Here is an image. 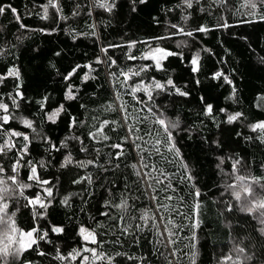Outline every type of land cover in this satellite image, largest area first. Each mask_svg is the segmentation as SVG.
<instances>
[{"label":"trees","instance_id":"16d2710c","mask_svg":"<svg viewBox=\"0 0 264 264\" xmlns=\"http://www.w3.org/2000/svg\"><path fill=\"white\" fill-rule=\"evenodd\" d=\"M54 1L55 6L49 0H0V6L17 10L5 7L0 14V103L9 106L7 112L0 109V117H10L0 121L5 133L0 143L13 131L29 138L13 137L16 147L0 153V174L15 175L12 164L27 143L17 176L30 187L16 188L9 210L20 230L48 232L8 264H84L87 244L114 257L111 264H227L236 250L246 258L239 264H264V230L227 185L238 170L259 181L253 183L264 199V130L251 128L264 122V0L255 15L244 0H191L190 8L185 0ZM103 2L114 7L108 11L100 7ZM153 47L176 55L157 67L146 58ZM197 55L199 70L193 72ZM13 69L18 78L7 75ZM132 72L140 74L123 75ZM156 82L164 88L156 89ZM137 86L141 90L134 93ZM69 87L75 99H67ZM61 106L55 122L48 120ZM236 113L242 115L229 123L228 115ZM177 115L188 124L172 131L179 155L169 151L155 123L158 116ZM104 121L116 123L101 134ZM113 144H121L124 155L118 157L121 149ZM69 156L72 162L62 166ZM28 161L49 184L28 180ZM144 173L163 183H149ZM43 188H51V204L46 215L34 218L27 201L44 197ZM145 213L147 221L141 218ZM52 226L64 231L53 233ZM82 227L95 232L97 243L83 240ZM165 229L174 233L175 243ZM76 251L81 254L75 260L58 259Z\"/></svg>","mask_w":264,"mask_h":264},{"label":"snow or ice","instance_id":"6c2138e0","mask_svg":"<svg viewBox=\"0 0 264 264\" xmlns=\"http://www.w3.org/2000/svg\"><path fill=\"white\" fill-rule=\"evenodd\" d=\"M141 3H144L145 0H140ZM185 3L187 4V6L190 8L192 7V3L191 0H185ZM49 4H52L53 6H55L53 4V0H49ZM248 7H251L252 9H256L258 6L255 2H252V0H249V3L246 5ZM5 7L9 8L14 14L16 13V9L12 8L11 5H7V6H0V14H3L5 12ZM100 7H103L105 9H107L108 11L112 10V7H114V4L109 5L106 2H103L100 4ZM45 13H46V9H45ZM252 15H255V11H253L251 13ZM45 18H47V15L45 14ZM261 19H264V15L261 16ZM17 20H19V17H17ZM175 27V26H174ZM223 27H228L227 24L223 25ZM180 31H183V29H181ZM198 31H208L207 28H200L198 29ZM187 35L191 36L192 33L189 32L187 33ZM106 51V49L104 50ZM159 54V55H157ZM171 55H176V53H172V52H168L165 51L164 49H155L152 53H150L149 57L146 58H151L152 60L155 61L156 66L160 67V60L163 58H166L167 56H171ZM129 59H135V57L129 56ZM100 63H102L103 61H98ZM114 63V61H113ZM192 65H194L193 67V72H196L199 70V56L197 55L196 57H194L191 61ZM79 67V66H77ZM90 67V66H89ZM144 68H141L140 71H144ZM76 69H73V73H75ZM73 73H69L68 77H65V79H69ZM140 74V72H132V73H123V75L126 76V78H130L131 75H136L138 76ZM8 76H12V77H19V71L16 69H13L11 71L8 72L7 74ZM222 76V73L217 72L215 74V78H220ZM3 77H0V81H2ZM83 79L86 81L89 79V77L87 75H85L83 77ZM226 79V77H225ZM229 84H231V81H228ZM168 85H173V81L171 79H169L167 81ZM155 88L156 89H163L164 85L160 84L159 82L155 83ZM141 90L140 86H137L136 88L133 89V92H138ZM145 92H147L149 99H151L152 97V92L149 90L148 87H145L143 89ZM176 91L182 95V96H186L188 95L185 92H180V89H176ZM17 96L19 97H23V94L20 92H17ZM67 99L71 100V99H75V96L72 94V89L71 87H69L68 89V94H67ZM201 99H203V97H201ZM16 101L13 100V104H15ZM8 104L5 103H0V109H3L5 112L8 111ZM63 111V106L60 107V109L54 111L51 115H49L47 118L50 121L55 122L57 116L59 115V112ZM149 111H151V109H149ZM213 111L212 105L208 104L206 106V114H211ZM221 111H224L223 109H221ZM242 114L241 113H236L233 115H228L227 117V121L229 123H232L234 121H236ZM10 117L5 115L3 117H0V121H3V123H7L9 121ZM3 123H0V136L5 135L4 131H3ZM73 123H75V121L73 120ZM109 123H116V122H109V121H104L103 125L97 130L99 133L103 134L104 131V126L108 125ZM155 123H157L159 126H161V128L163 129V132L166 134L168 143H169V151H175L176 155H179V150L175 148V144L172 142L173 141V137H172V131L178 128V125L176 123H172L167 121L164 118H160L159 116L156 118ZM24 124L27 125L29 128L31 127V122L28 120L24 121ZM251 128L255 131L257 129L260 130H264V122H259L256 123L254 125H251ZM129 131H132L131 128H129ZM90 135L93 137V139L96 138V133H90ZM13 137H22L23 141L28 142L29 138L28 136L24 135L23 133H19V132H9L7 133V140L4 143H0V153H5L6 150L7 151H11L13 148L16 147V145L14 143H12V138ZM102 138L104 140L109 139V137L107 135H103ZM125 139H128L127 137H125ZM137 139H139V137H137ZM157 144L160 143V141L158 140L156 142ZM54 147V146H53ZM113 148L116 149H121L120 152L117 153V156H122L124 155V152L122 150V145L121 144H113L112 145ZM137 147H139V145H137ZM83 150V149H82ZM157 153H159V148H156ZM28 152V147H27V143H25L20 149H18V154L17 157L14 161V163L12 164V169L11 171L13 173H15V175H12L9 179L12 181L13 185L17 184V175L19 172V169L21 167H23L24 165L21 164V161L23 159V156L26 155ZM72 162V158L71 156L67 157L65 160V164L62 166H67V164ZM79 164L80 167H86L87 165L84 162H77ZM87 163L91 164L93 163L92 161H88ZM236 163H239V161H237ZM27 164L29 165L30 168V175L28 176V180L35 182L37 185H45V184H49L50 181L47 180H42L39 176L38 170H37V165L33 164L31 161H28ZM40 166L42 167L43 164L42 162H40ZM133 168H136V165H132ZM144 168H148L149 165L144 164L143 165ZM186 167V165H185ZM155 171V169H153ZM4 169L3 167H0V172H3ZM137 176L141 175V172L139 170H137L136 172ZM144 178L147 179L149 181V183L151 182V180H155L157 184H161L163 183L162 180L158 179L157 177L151 176L150 173H144ZM161 176H165L164 173H160ZM191 177L189 176V179ZM89 180V182H91V178L88 177L87 178ZM165 179H167V176H165ZM239 181L243 182L245 181V177H238L237 178ZM81 181H74V183H80ZM254 183H259V181H253ZM2 183V182H0ZM19 188L24 189V188H28L30 187V185L28 184H20L18 185ZM13 191H15V189H13ZM43 192L46 194L44 197H42L41 195L37 194L34 198L28 199L27 201V205L26 206H30L34 211H33V216L34 218L37 215L43 216L46 215L47 213V209L51 204V200L48 199L50 197H52L53 192L51 190V188H43ZM243 193L247 196H252L253 194V189L251 187V184H247L246 186L243 187ZM22 194V193H21ZM11 195V193L9 192L8 188H4L2 192H0V201H5L6 198ZM195 195L199 196L200 193L197 191L195 193ZM236 199L239 200L241 198V192H236L235 193ZM153 199H156V197H153ZM168 199H171V197H168ZM65 204H67V199H65L63 201ZM119 207H126V203L119 205ZM163 207V206H161ZM8 208V204L2 203L0 204V236L3 237L4 240L7 241V243H4L3 247H0V264H7V257L9 254H11L14 258L19 256L21 253L27 251L28 249H31L33 247V245H37L39 244V240H45L48 236V232L44 231L41 232L38 228L33 227L30 230L27 231H21L18 230L17 226H16V221L13 220L11 218V216H8L6 213V209ZM39 208V209H43V212L37 213L35 210ZM257 210H264V201L261 202H252L250 204V206L247 208V211L249 212H255ZM103 215L107 216L108 213H103ZM261 215H264V211L261 212ZM142 219H144L145 221H147L148 219V215L147 213L144 214V216L141 217ZM154 218V217H153ZM264 222V221H262ZM158 231H159V225H156ZM168 232V236H169V242L170 243H175L174 240H171V237L174 235V233H172L170 230L165 229ZM51 231L53 233L56 234H60L64 231V229L62 227H57V226H52ZM80 234L82 235V238L84 241L86 242H91V243H97V239H96V234L93 231H89L85 228H80ZM125 232H127V229H124ZM160 236H163L164 233L163 232H159ZM83 251H88L91 252L93 254V259H99V260H105L107 259L109 261V264H111L112 260L114 259V257H110V256H105V255H101L99 253H97L96 249H89V248H85L83 249ZM239 251H243V249H240ZM81 253L79 251L73 252V253H69L68 256H58V259L61 260H66V259H72L75 260L77 258V256H79ZM40 255H44V253H40ZM119 255V253L117 254ZM89 257L84 256L83 260L84 261H88ZM227 259H231V257H227Z\"/></svg>","mask_w":264,"mask_h":264},{"label":"rangeland","instance_id":"374dc122","mask_svg":"<svg viewBox=\"0 0 264 264\" xmlns=\"http://www.w3.org/2000/svg\"><path fill=\"white\" fill-rule=\"evenodd\" d=\"M260 1L261 0H252V2H255L257 4V6L260 4ZM248 3H249V0H244V6L246 7V9L251 11V12L256 11L257 8L256 9H252L251 7L246 6ZM53 4H55V1L53 2ZM158 48L162 49L160 47H153L147 52V56L149 57L150 53H152L155 49H158ZM157 55H159V54H157ZM164 59L165 58L160 60V66H161V63L163 62ZM154 63H155V61H154ZM166 120L169 121V122H172V123H176L178 125L177 129H182V128L188 127V124L185 121H183L178 115L175 116L174 118H167ZM12 141H13V138H12ZM11 176L12 175L6 176V175H3V174H0V182H2V183H0V192H2L4 188H8L9 192L11 193V195H9L6 198L5 201H0V204L5 203V202L8 204V208L5 211H6L7 215L11 216V218L14 220V215L11 214L10 210H9V205H10L9 199H12L16 195V193H17L16 192V188L18 187V185H20V182H19V177L17 176V184L13 185L12 181L9 179ZM238 177H245V181H243V182L239 181L237 179ZM249 183L251 184V187L253 189L252 196H247V195H245L243 193V187L246 186ZM227 185H228L229 190L232 192V194L234 196H235L236 192H241V198L239 200H237V199L236 200L238 201L239 205L244 210H247V208L250 206V204L252 202L264 201V199L261 197V195L259 193L260 190H259L258 186L253 183L252 178H250L247 174L243 175L238 170H236L234 173L231 174V176L228 177ZM13 189H15V191H13ZM235 198H236V196H235ZM262 211H264V210H257V211H255L253 213L255 214L257 219L259 220V222H260V224H261V226H262V228L264 230V222H262V221H264V215H261ZM0 215H2V214H0ZM18 230H20V229L18 228ZM21 231H23V230H21ZM4 243H7V241L4 240L2 236H0V247H3ZM85 248H89L90 249V246L87 244ZM11 256H12L11 254L8 255L7 264L10 261V259H8V258H11ZM85 256L89 257V259H88V261H84L82 259V262L84 264H96L97 261L99 260V259H95L94 260L93 259V254L91 252H88V251L86 252ZM245 259L243 258L242 253H240V252H238V250H236L235 251V255L233 257H231V259H228L227 264H239L240 262L245 261Z\"/></svg>","mask_w":264,"mask_h":264}]
</instances>
